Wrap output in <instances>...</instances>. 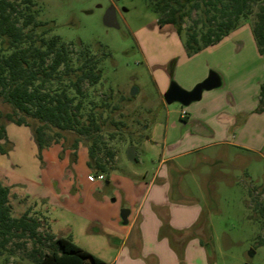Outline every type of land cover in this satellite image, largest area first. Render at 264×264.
I'll use <instances>...</instances> for the list:
<instances>
[{"label":"rangeland","instance_id":"1","mask_svg":"<svg viewBox=\"0 0 264 264\" xmlns=\"http://www.w3.org/2000/svg\"><path fill=\"white\" fill-rule=\"evenodd\" d=\"M33 1L36 20L52 28L47 37L58 35L73 56L87 47L101 58L99 82L85 83V96L75 102L81 100L83 118L91 112L100 116V144L114 150L115 168L93 181L89 174L96 173L85 161L88 146L80 142L74 159L72 133L52 143L59 144L60 154L49 149L43 157L30 128L8 122L10 138L0 139V167L15 180L13 213L38 208L50 225L41 232L69 238L105 264H264V113L256 110L259 90L253 85L264 81V56L258 52L251 19L242 20L215 44L188 53L184 36L171 25L157 23V0ZM110 6L118 27L103 23ZM197 17V12L191 14V19ZM191 19H185L183 28ZM202 64L212 65L206 76L222 73L235 90L240 112L228 110L234 122L224 136L255 150L212 147L204 153L215 151L213 162L200 161L193 171L166 177L167 165L159 170L166 109L182 105L165 103V91L160 94L158 87L171 82L181 86V77L195 78ZM239 74L245 75L243 80ZM225 85L212 90L222 91ZM134 88L137 92L131 94ZM189 105L182 108L188 111ZM10 110L0 101V114ZM129 145L135 147L134 161L126 156ZM154 175L132 225L122 224L124 186L133 180L149 182ZM26 247L31 249V240ZM53 249L45 241L43 250ZM22 255V250L0 254V264H36Z\"/></svg>","mask_w":264,"mask_h":264},{"label":"trees","instance_id":"2","mask_svg":"<svg viewBox=\"0 0 264 264\" xmlns=\"http://www.w3.org/2000/svg\"><path fill=\"white\" fill-rule=\"evenodd\" d=\"M34 5L33 0H0V101L11 108L0 114V139L7 141L8 122L24 125L41 152L72 133L73 158L82 142L88 146L87 166L96 174L108 173L115 168V152L100 144L103 121L95 112L83 118L82 102H75L77 96H85V83L99 82L101 58L87 47L73 56L58 35L47 37L52 28L36 20ZM156 10L157 23L169 24L184 36L188 53L215 44L242 20L251 19L258 52L264 55V0H157ZM193 12L198 13L195 19H191ZM186 18L191 24L183 28ZM256 110H264V82ZM8 195V187L0 181V254L22 250V256L36 264H104L71 239L41 232L44 225L50 229L46 216L30 210L12 216ZM28 240L31 249L26 247ZM45 241H51L55 249L44 251Z\"/></svg>","mask_w":264,"mask_h":264},{"label":"crops","instance_id":"3","mask_svg":"<svg viewBox=\"0 0 264 264\" xmlns=\"http://www.w3.org/2000/svg\"><path fill=\"white\" fill-rule=\"evenodd\" d=\"M261 56L264 55L261 54ZM209 66L212 65L202 64V68L200 67L201 70L199 71V73H197L195 78L181 77L182 81H179V83L181 84V86H183V88L191 89L196 84V82H200V80H203L206 77L205 70H207ZM219 74H220L219 76L221 79V84L226 83L223 90L222 91L219 90L213 91L212 89H210L212 91L204 90L201 96V98H203L202 102H196V103L191 102L189 103L190 105L188 104L189 107L187 108L188 109L187 116H182L180 114L183 105L180 109L177 108L166 109V127L163 137L164 141L162 144V154L159 159V166L161 165V167L160 168L158 167L159 170H161L165 165H167L163 173L166 177L173 176L176 178L177 176H180L185 172L193 171L194 168L197 167L198 165L197 163H199L200 161L206 163L213 162L214 160L217 159L218 154L213 150H209L208 152L204 153V151L212 147L234 146L238 148H250L252 150H255L253 149V147H249L244 143L232 140L231 137L229 138L224 136V133L227 130H229L231 124H233L234 122L233 118H231V115L233 113L240 112V110L237 108L236 97L234 94L235 90L232 88L231 83L229 81L228 82L225 81L224 77L222 76V73ZM244 76L245 75L243 74H239V78L242 80ZM263 82L256 81L253 82L254 83L253 85L256 86L260 91V85ZM167 87L168 85H166V83L163 85V89H159L158 87L159 93L162 94L164 91L167 90ZM259 91H258V101H259ZM229 109L233 110L232 114L228 112ZM259 113L260 115L263 114L264 110ZM255 115H258V113H255ZM211 124L212 127H210ZM19 126H24V125H19ZM241 127L242 126L240 125L239 128ZM7 133L8 132H6V135ZM8 136L10 138L9 134L7 135V137ZM30 137L32 139L31 133H30ZM34 145L37 149L35 142ZM58 145L59 144L51 145L47 148L42 149L41 155L45 157L49 149H53L56 153L60 154L61 147H59ZM79 149L80 147L78 148L77 151H79ZM77 156L78 154L76 153V158ZM87 160H88V154H87V159L85 160L86 164H87ZM4 172L5 171L3 170V168L0 167V181L4 186H7L9 189L8 199H9V204L11 206V214L14 217H19L27 210H25L21 214L13 213L14 207L16 205V199L14 198L15 190L13 187L15 180L10 178L9 175L6 174L7 172L5 173ZM92 176L94 175L90 173L89 177L93 181L99 180V179H95ZM154 177L155 175L153 176L152 180H150L149 182L143 180L128 181L127 185L124 186L123 188L124 193L128 197V198L126 197L125 200L127 201L126 202L127 205H121V206H125V208H128L129 210V214L127 216V223H126L129 224V227L132 225L133 220L136 218V215L140 210V204L142 200L147 197L149 187L151 186ZM106 183H110V180H106ZM157 203L162 204V202H157ZM133 206L135 207L133 218L131 221H129V217L132 213ZM30 211L44 215L42 211L38 210V208H36V211L35 210L33 211L30 210ZM121 223L124 224L122 221ZM166 228H168V224H166Z\"/></svg>","mask_w":264,"mask_h":264},{"label":"water","instance_id":"4","mask_svg":"<svg viewBox=\"0 0 264 264\" xmlns=\"http://www.w3.org/2000/svg\"><path fill=\"white\" fill-rule=\"evenodd\" d=\"M103 23L109 27H118L114 6H110L104 13ZM220 84H221V79L219 74L215 71H210L203 80L196 83L189 90L184 89L176 82H171L167 90L163 94V99L167 104L178 102L179 104L186 106L191 102L200 100L202 96V92L204 90H210L216 88L220 86ZM136 92L137 89L134 88L131 91V94H135ZM126 156L130 161H134L136 159L135 147L133 145L128 146L126 151ZM128 214H129V210L127 208L121 209L120 217L124 224L127 223ZM244 264H249V263H244Z\"/></svg>","mask_w":264,"mask_h":264},{"label":"built area","instance_id":"5","mask_svg":"<svg viewBox=\"0 0 264 264\" xmlns=\"http://www.w3.org/2000/svg\"><path fill=\"white\" fill-rule=\"evenodd\" d=\"M180 114L182 116H187L188 115V111L185 108H182L181 111H180ZM92 177H94L95 179H99V180H103L104 179L103 173H98V174H96V175H94Z\"/></svg>","mask_w":264,"mask_h":264}]
</instances>
